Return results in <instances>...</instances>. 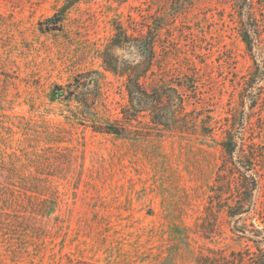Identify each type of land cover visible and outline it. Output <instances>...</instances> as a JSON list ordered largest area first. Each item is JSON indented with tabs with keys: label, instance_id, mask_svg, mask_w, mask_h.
I'll use <instances>...</instances> for the list:
<instances>
[{
	"label": "rangeland",
	"instance_id": "rangeland-1",
	"mask_svg": "<svg viewBox=\"0 0 264 264\" xmlns=\"http://www.w3.org/2000/svg\"><path fill=\"white\" fill-rule=\"evenodd\" d=\"M249 3L261 28L252 51L237 13ZM119 26L132 39L153 32L142 83L173 88L212 136L156 126L145 111L123 120L125 136L95 133L75 116L81 104L52 98L97 71L102 95L85 76L84 93L100 116L123 119L126 78L101 59ZM112 51L144 59L136 40ZM230 128L248 151L264 148V0H0V264H254L264 149L253 196L235 179L218 185ZM237 200L244 213L231 218Z\"/></svg>",
	"mask_w": 264,
	"mask_h": 264
},
{
	"label": "trees",
	"instance_id": "trees-1",
	"mask_svg": "<svg viewBox=\"0 0 264 264\" xmlns=\"http://www.w3.org/2000/svg\"><path fill=\"white\" fill-rule=\"evenodd\" d=\"M69 6L70 5H67L64 9H68ZM64 9L63 12H65ZM237 13L238 16H240L239 35L247 49L252 51L255 41H260L261 39V28L258 19L254 16L252 3H249L246 11L240 9ZM59 17V15H55V18ZM53 20L54 18L49 21ZM135 40L139 43V47L142 50L144 57L143 61H140L139 63H121L120 58L112 51L113 48L123 46ZM155 42L156 37L153 32H149L148 35L141 33L138 39H132L127 31L122 26H119L117 27V32L113 37L112 42L105 51L102 52L101 59L105 69L113 73L115 76L126 78L125 87L128 104L121 109L123 119L116 118L110 120L109 118L100 116L99 113L95 111L97 110L95 106H97L98 101L91 99L86 93H84V85L82 82L84 79L83 77L85 76V79H88V81L92 82L95 86L96 93L91 94H93V96L102 95L99 81L96 77V75H99V72L97 71L82 73L76 77L74 82H71L68 85H57L53 91L52 98L67 103L76 101L81 104L83 107L82 109L80 107L77 108L78 110L76 111L77 114L75 116H81L76 117L77 120H82L85 123L90 122V127L95 133L119 137L125 136L129 129L127 125L123 124V120L129 124L135 120L138 113L145 111L149 113L151 121L156 126H162L168 130L175 129L186 134H194L200 129L202 135L212 136V127L206 124L205 119L200 121L196 117L198 112H188L183 98L179 95H177V99H179V102L177 103V99H175L176 97H173L170 94V91L176 93L173 88H170V91H167L164 85L157 88L153 87L151 90L145 88L142 79H146L148 73L152 72L151 68L153 67L156 56ZM260 72H262L261 68L257 65L255 70L251 73L249 78L250 82L248 83L249 85L256 80ZM248 98L249 97L247 96L246 99ZM252 103H256L255 97ZM253 104H251L252 108L254 107ZM201 123L202 125H199ZM221 145L226 155L218 170L216 178L217 184L221 186L228 185L230 179H235L238 182V192L245 194L241 196H253L254 192L259 187V173L258 170H256V163L263 157L262 155H259L258 150L264 148L254 145L249 149L251 151H248L246 149V144L243 143V139H239V136H236L234 129L232 128L226 131L225 138ZM238 151L239 156L235 159V154ZM240 187H242V190H240ZM218 191L222 194L224 190L218 189ZM240 199H242V197H240ZM243 205L244 203L242 201L237 200L235 206L231 207V210L229 211V217L236 218L242 215L244 213ZM246 252L250 256L251 263L257 264L256 259L259 257L261 260L259 264H264V249L258 247V254L252 253L250 250ZM241 254L242 253H239L237 255Z\"/></svg>",
	"mask_w": 264,
	"mask_h": 264
}]
</instances>
